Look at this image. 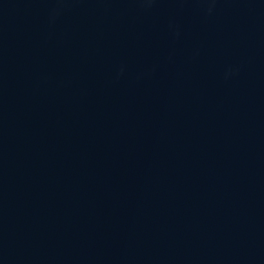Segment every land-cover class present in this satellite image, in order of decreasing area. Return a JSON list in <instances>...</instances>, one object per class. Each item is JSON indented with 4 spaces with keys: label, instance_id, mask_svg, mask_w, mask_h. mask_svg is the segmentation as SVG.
Wrapping results in <instances>:
<instances>
[{
    "label": "water",
    "instance_id": "water-1",
    "mask_svg": "<svg viewBox=\"0 0 264 264\" xmlns=\"http://www.w3.org/2000/svg\"><path fill=\"white\" fill-rule=\"evenodd\" d=\"M48 264H264V0H85Z\"/></svg>",
    "mask_w": 264,
    "mask_h": 264
}]
</instances>
